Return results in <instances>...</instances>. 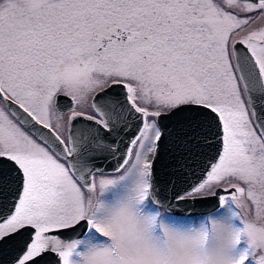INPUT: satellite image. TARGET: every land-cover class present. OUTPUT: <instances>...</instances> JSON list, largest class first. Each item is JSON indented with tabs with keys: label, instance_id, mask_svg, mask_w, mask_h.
I'll return each mask as SVG.
<instances>
[{
	"label": "rangeland",
	"instance_id": "374dc122",
	"mask_svg": "<svg viewBox=\"0 0 264 264\" xmlns=\"http://www.w3.org/2000/svg\"><path fill=\"white\" fill-rule=\"evenodd\" d=\"M189 1L0 0V77L13 99L48 124L63 125L72 112L101 118L92 95L122 81L145 112L143 130L115 180L92 192L90 214L97 234L61 248L66 264H264L246 257L250 239L242 237L235 219L247 220L246 198L253 195L258 209L264 192H237L238 207L228 201L222 216L195 224L148 198L149 167L160 133L157 117L182 102L207 101L224 112L226 146L219 166L229 157L264 162L259 159L264 158V140L233 48L242 40L264 70V0H192L190 7L202 9V34H170V21L177 28L182 20L168 16ZM143 15L151 18L152 27L148 32L143 25L139 34L134 24ZM59 92L75 100L64 114L54 107ZM73 195L83 207L71 219L76 220L86 205L78 192ZM49 221L42 230H50Z\"/></svg>",
	"mask_w": 264,
	"mask_h": 264
},
{
	"label": "water",
	"instance_id": "95a60500",
	"mask_svg": "<svg viewBox=\"0 0 264 264\" xmlns=\"http://www.w3.org/2000/svg\"><path fill=\"white\" fill-rule=\"evenodd\" d=\"M258 3L262 0H246ZM236 67L244 84L259 132L264 140V76L253 52L242 40L233 44ZM3 95L0 90V96ZM11 112L41 140L62 152L55 131L39 121L29 110L7 97ZM95 112L102 119L76 113L69 123V143L72 155L68 158L71 171L85 185L97 171L119 169L129 156L131 146L145 124V112L131 100L125 82L113 81L97 90L91 98ZM54 107L67 112L75 107L74 98L59 92ZM160 133L149 171V194L152 201L174 215H199L220 207L218 188L214 194L185 197L206 177L211 166L220 159L225 147V127L217 109L201 102H182L159 113ZM23 177L12 176V192H21ZM11 192V193H12ZM13 207L10 213L13 212ZM88 229L87 221L51 230L72 240ZM33 231L23 226L0 239V264H15L27 250ZM24 264H63L60 252L44 250Z\"/></svg>",
	"mask_w": 264,
	"mask_h": 264
},
{
	"label": "flooded vegetation",
	"instance_id": "af4514ba",
	"mask_svg": "<svg viewBox=\"0 0 264 264\" xmlns=\"http://www.w3.org/2000/svg\"><path fill=\"white\" fill-rule=\"evenodd\" d=\"M190 5H194L192 0L189 1L188 5L185 4L184 9H179L178 14L168 16L169 20L173 18L182 20L177 28L176 22L174 20L170 21L172 27L167 30L168 32L170 31V34L178 33L179 35L189 36L202 34V9L196 6L190 7ZM171 7L173 6L169 8ZM147 18L143 15L136 20L134 25L136 27L139 26L136 29L139 34L141 33L139 28L143 25L147 26L148 32L151 29L152 24L149 22L151 18L148 16ZM139 21H141L140 24H138ZM192 42H200V40L193 39ZM260 67L264 76L261 64ZM0 90L3 94L0 96V239L8 233L28 225L29 229L33 231L32 239L28 243L27 250L15 264H24L42 251L48 249L60 252L63 257V264H66L61 248L70 245L75 240L90 238L93 234H97L90 214V208L93 204L92 192H99L106 188L111 183V178L115 180L117 172H119L124 164L116 170L94 172L89 185H85L71 171L67 158L72 155L69 143L70 119L73 115L80 112H72L66 124L52 126L41 120L26 104L14 99L28 109L39 121L50 126L55 131L62 141V143L58 144L62 151L60 153L53 145L44 142L34 132L25 127L11 112L7 106L6 98L12 97L1 77ZM195 102L205 103L220 112L225 127L226 146L227 120L222 109L214 103L207 101ZM95 118L102 119L97 116ZM65 152L67 157L62 155ZM223 154L224 150L220 159L211 166L205 179L195 188L188 191L189 193L182 195L183 198L211 195L215 192H220L217 190L221 187L223 188L221 192L225 193L220 196V207L205 214L180 215L178 216L179 220L195 224V222H200L203 219L222 216V210L226 208L228 201L231 205L238 207L237 192H264V162L256 161L258 160L257 157H251L249 161L246 158L239 161L237 158L229 157L219 166V162L224 158ZM216 173L217 175H215ZM218 175L224 177L220 183L215 180ZM12 176L23 177V188L19 194L18 192L13 193L11 190L10 180ZM98 182H100V185H98ZM97 185L98 187L96 188ZM74 192L79 193V197L81 198L80 203L86 205V211L76 220H71L72 218L74 219V216L80 215L83 208L77 205L73 195ZM148 198L151 204L171 214L165 208L156 205L152 201L149 191ZM252 198L253 195L249 199L246 198L248 203V219L242 220L240 217L235 219H237L236 221L240 226L242 237L250 239L249 247L252 251L245 254L246 257L264 260V201L260 202L261 204L256 209L255 203H251V201H254ZM12 207L14 209L10 213ZM47 220H50L48 225L52 221L50 230H42L41 224ZM80 220L87 221L88 229L84 235L78 238L69 240L58 233L51 232V230L71 226ZM260 222L261 224H259ZM253 227H257V229L251 231Z\"/></svg>",
	"mask_w": 264,
	"mask_h": 264
}]
</instances>
